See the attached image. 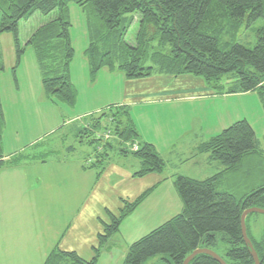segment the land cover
I'll return each mask as SVG.
<instances>
[{"label":"trees","instance_id":"16d2710c","mask_svg":"<svg viewBox=\"0 0 264 264\" xmlns=\"http://www.w3.org/2000/svg\"><path fill=\"white\" fill-rule=\"evenodd\" d=\"M70 5L80 7L86 15L88 45L84 54L92 79L102 69L118 70L127 81L189 75L203 79L208 89L218 95L256 92L264 106V0H0V35H12L15 65L20 64L25 49L30 46L37 52L40 67L46 60L62 67L49 73L44 71L41 86L48 102L73 107L77 98L69 76V63L74 56ZM35 13L45 16L56 13V17L37 28L22 47L19 22ZM260 20L262 25L252 28L254 46L248 48L238 43L236 37L243 23L250 28ZM134 25L136 29L130 41L127 35ZM44 48L46 55L42 53ZM1 55L0 44V58ZM1 110L0 105V169L18 162L14 158L4 160ZM98 114L84 115L89 120L80 131L85 137H80L82 145L86 138L92 137L87 140L92 151L81 159L84 171H95L99 179L115 153L114 157L131 156L138 162L139 169L132 174L133 178L166 171L167 164L155 147L139 143L127 106L110 105ZM58 141L57 150L49 149L52 143L58 146L55 140L50 139L45 146L50 150L46 155L58 154L56 160L60 161L61 154L72 155L75 149H64L65 137ZM196 151L208 156L210 166L217 163L222 170L201 181L173 175V187L182 203L181 212L134 241L123 264H183L198 249L216 253L226 264H254L242 238L240 218L249 208L264 209V183L239 197L220 189L221 185H227L230 175L240 173L243 180L261 172L260 168L248 169L251 157L260 155L254 130L245 119L238 120L202 142ZM152 192L148 190L132 202L122 200L117 217L106 211L110 223L98 234L91 260L56 247L44 264H97L102 251L119 232L122 221ZM250 215L245 219L247 236L259 264H264V231L259 239L248 233ZM212 234L221 238L216 241ZM221 243L227 245L223 253L216 251ZM189 264L219 263L211 256L199 254Z\"/></svg>","mask_w":264,"mask_h":264},{"label":"crops","instance_id":"0c3cea01","mask_svg":"<svg viewBox=\"0 0 264 264\" xmlns=\"http://www.w3.org/2000/svg\"><path fill=\"white\" fill-rule=\"evenodd\" d=\"M3 51L8 58L15 55L13 45L2 47ZM194 80L189 75L124 80L114 103L128 107L142 143L152 144L166 162V171L160 175L133 178L138 162L114 157L97 179L95 171L82 169L80 156L61 154L58 161V154L46 155L50 150H46L42 137L32 142L16 140L18 145L11 150L2 146L4 160L14 158L18 162L0 169V264H44L56 247L91 260L98 234L110 223L106 211L117 217L122 200L132 202L148 190L153 192L146 201L154 195L176 198L173 175L188 177L180 166L191 165L199 157L209 166L208 156L196 155V148L215 136L211 133L215 130L213 125L206 130L199 115L179 123L178 116L169 113L168 117H173L168 118L171 125H167L164 106L232 97L214 93L202 81L194 88Z\"/></svg>","mask_w":264,"mask_h":264},{"label":"rangeland","instance_id":"374dc122","mask_svg":"<svg viewBox=\"0 0 264 264\" xmlns=\"http://www.w3.org/2000/svg\"><path fill=\"white\" fill-rule=\"evenodd\" d=\"M55 17L56 13L47 16L35 13L29 19L20 21L18 29L22 47L27 38L37 28L52 21ZM70 19L72 23L70 38L74 48V56L69 63V76L77 92L76 102L73 107L64 103H51L44 98L41 86L44 71L49 73L59 66L46 60L40 67L35 48L25 47L21 62L17 66L12 64L15 55L9 54L8 58L7 51H3L1 55L5 56V58L4 56L0 58V67L2 63L0 71V105L4 119L2 146L8 147V150L17 147L16 140H18V143H21V140L23 142H32L39 137H42V140L46 139L45 143L50 141V139L55 140L58 146L55 147L52 143L49 149L57 150L60 147V141L58 140L65 137L64 145L62 144L64 149L73 147L75 151L71 154L77 157L80 156L83 159L92 151V146L87 145V140L92 139V137L86 138L84 145L80 143V137L81 139L85 138L80 135L82 133L80 131L83 129L82 125L89 120V116L86 117L84 115L91 113L93 116H97L99 115L98 113L105 111V108L116 103L120 97L119 94L122 91L124 80L123 75L118 70L102 69L93 79L90 77L91 67L88 63V58L84 54L88 45L85 29L86 15L80 7L70 5ZM261 25V20L250 28L244 27L245 23H243L242 30L239 31L236 37L237 42L245 47L252 48L255 44V34L252 28L257 29ZM135 29L136 25L128 31V40L132 41ZM0 44L1 47L6 49H8L9 45L12 47V35H0ZM46 50V48L42 49L43 55L47 54ZM8 59L9 61L7 62ZM43 67L45 70H43ZM59 68L62 69V67ZM194 79L193 83L196 84L193 86L194 88L199 87L200 82H203L201 78H198V80L194 77ZM97 107H99V112L95 111ZM169 113L174 114V116L177 115L179 123L182 122L183 118L188 120L194 115H199L201 116V121L205 122L206 130L207 126L213 125L211 127V129L215 130L211 131L213 135L214 133L216 135L222 132L221 129L227 125L230 126L238 120L245 119L254 130L258 150L260 151V155L251 157L248 169L251 168L252 171H255L260 168L261 172L256 174L258 176H251L243 180L240 173L230 175L226 180L227 185H221L220 189L231 191L232 194L239 197L250 189L264 183L262 182L264 178V106L258 93L235 94L231 98L207 99L200 102L166 105L164 106V122L167 125H171L168 118L173 117V115L168 117ZM52 129H54L53 132L44 136ZM138 141L142 143L140 135L138 136ZM179 145H181V142ZM116 154L111 158H114ZM66 155L68 154L64 153V156ZM116 158L123 157L118 156ZM129 158L133 157L129 156ZM201 160V157H199L192 161L193 164H186L180 167L188 177L198 181L214 176L222 170L217 163H213L211 166H204ZM245 166L242 167L243 171H245ZM154 196V199L143 202L122 221L118 234L113 237L114 239L112 238L104 251H102L97 264H123L128 248L134 241L181 212L182 203L177 194L176 198L165 194L160 196V198H157L156 195ZM166 208L167 211L165 210ZM247 225L248 233L255 239H259L264 231V215L251 214ZM226 247L227 245L221 243L216 251L223 253Z\"/></svg>","mask_w":264,"mask_h":264},{"label":"water","instance_id":"95a60500","mask_svg":"<svg viewBox=\"0 0 264 264\" xmlns=\"http://www.w3.org/2000/svg\"><path fill=\"white\" fill-rule=\"evenodd\" d=\"M249 214H261V215H264V209H261V208H249L247 210H245L242 215H241V218H240V223H241V233H242V238H243V241L246 245L249 246V249H250V253H251V256L254 260V264H259V260H258V257H257V254L256 252L254 251V248L247 236V231H246V224H245V219L246 217L249 215ZM211 237L215 238V240L217 241L218 238H221V236H216V235H210ZM199 254H206L208 256H211L212 258H214L216 260V262H218L219 264H226L216 253L208 250V249H198V250H195L194 252H192V254L190 256H188L183 264H189L194 257H196L197 255Z\"/></svg>","mask_w":264,"mask_h":264},{"label":"flooded vegetation","instance_id":"af4514ba","mask_svg":"<svg viewBox=\"0 0 264 264\" xmlns=\"http://www.w3.org/2000/svg\"><path fill=\"white\" fill-rule=\"evenodd\" d=\"M251 237V236H250ZM249 238V237H248ZM249 240H250V242H251V244H252V241H251V239L249 238ZM246 246H248V245H246ZM253 246V245H252ZM249 247V246H248ZM258 257V256H257ZM258 260H259V258H258Z\"/></svg>","mask_w":264,"mask_h":264}]
</instances>
